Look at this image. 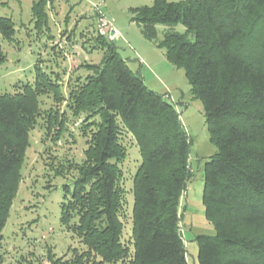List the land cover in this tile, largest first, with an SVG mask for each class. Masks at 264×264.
Here are the masks:
<instances>
[{
    "label": "trees",
    "instance_id": "trees-1",
    "mask_svg": "<svg viewBox=\"0 0 264 264\" xmlns=\"http://www.w3.org/2000/svg\"><path fill=\"white\" fill-rule=\"evenodd\" d=\"M48 2L32 5L37 29H48ZM134 14L147 40L157 37L159 25L182 24L195 35L191 42L167 32L158 47L184 69L217 148L204 166L202 197L216 235L196 238L199 264H264V0H155ZM15 34L12 19L0 17V38L12 41ZM92 41V50L103 51V57L97 65H81L87 75L71 85L68 97L62 83H52L39 66L35 86L23 84L14 95L0 93V250L30 133L43 116L38 98L53 93L55 102L65 101L74 116H84V131L90 132L87 161L76 167L78 175L73 188L66 187L61 206V223L81 239L85 257H99L93 264H188L180 223L191 178V143L180 114L131 70L114 42L98 32ZM5 60L0 48V64ZM57 116V111L46 116L49 132ZM125 133L141 156L132 189V248L123 242L121 219Z\"/></svg>",
    "mask_w": 264,
    "mask_h": 264
},
{
    "label": "rangeland",
    "instance_id": "rangeland-1",
    "mask_svg": "<svg viewBox=\"0 0 264 264\" xmlns=\"http://www.w3.org/2000/svg\"><path fill=\"white\" fill-rule=\"evenodd\" d=\"M38 1L0 0V17L11 18L16 30L12 41L0 38L6 58L0 64V93L14 95L23 84L35 86L36 66H39L52 83H62L60 90L68 97L71 85L87 75L81 65H97L103 57V51L91 47L92 39L97 37L96 14L99 11L105 16L120 34L114 41L120 56L132 71L144 77L150 90L165 95L176 106L189 137L191 178L182 197L180 226L188 264H199L196 238L216 235L214 225L205 217L202 197L204 166L217 153V148L210 142L203 104L192 95L184 69L168 59L166 48L158 47L167 32L184 35L191 42L195 40L194 33L187 32L182 24L159 25L157 37L147 40L133 21L134 10L152 7L155 0H49L48 29L40 30L32 21V5ZM38 99L43 116L30 133L22 183L2 232L1 264L99 262L94 254L85 257L88 250L81 239L61 223V206L68 194L66 187L73 188L78 175L76 167L87 161L90 132L84 131V116H74L65 101L55 102L53 93ZM55 111L58 123L49 132L46 116ZM122 142L127 152L119 164L125 199L121 218L123 242L132 248V189L141 156L131 134L125 133Z\"/></svg>",
    "mask_w": 264,
    "mask_h": 264
},
{
    "label": "built area",
    "instance_id": "built-area-1",
    "mask_svg": "<svg viewBox=\"0 0 264 264\" xmlns=\"http://www.w3.org/2000/svg\"><path fill=\"white\" fill-rule=\"evenodd\" d=\"M96 26L98 34L106 37L111 42H114L117 38L120 37L118 30L99 11L96 20Z\"/></svg>",
    "mask_w": 264,
    "mask_h": 264
},
{
    "label": "crops",
    "instance_id": "crops-1",
    "mask_svg": "<svg viewBox=\"0 0 264 264\" xmlns=\"http://www.w3.org/2000/svg\"><path fill=\"white\" fill-rule=\"evenodd\" d=\"M47 8H51V6H50V5H48V7H47ZM83 49H84V48H83ZM83 51H84V50H83ZM66 56H67V55H66ZM66 56H65V57H66ZM143 78H144V77H143ZM144 81H145V79H144Z\"/></svg>",
    "mask_w": 264,
    "mask_h": 264
}]
</instances>
